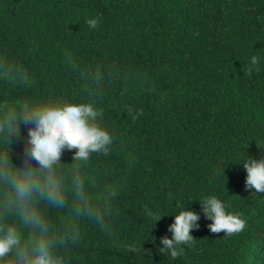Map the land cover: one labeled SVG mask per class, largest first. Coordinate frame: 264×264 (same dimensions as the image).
I'll return each mask as SVG.
<instances>
[{"label":"trees","instance_id":"trees-1","mask_svg":"<svg viewBox=\"0 0 264 264\" xmlns=\"http://www.w3.org/2000/svg\"><path fill=\"white\" fill-rule=\"evenodd\" d=\"M64 102L97 108L111 143L53 166L65 199L38 204L59 264H264V192L238 162L264 157V0H0V163L37 171L23 111ZM209 194L242 231L208 228ZM10 195L0 178V230L40 237ZM181 207L199 227L172 258L161 237Z\"/></svg>","mask_w":264,"mask_h":264},{"label":"clouds","instance_id":"clouds-1","mask_svg":"<svg viewBox=\"0 0 264 264\" xmlns=\"http://www.w3.org/2000/svg\"><path fill=\"white\" fill-rule=\"evenodd\" d=\"M86 23L95 28L99 21L97 18H89ZM251 59L255 64L256 57ZM99 115V110L90 103H44L25 107L23 119L35 121L34 126L28 129L27 155L38 161L40 167L35 172L25 170L14 173L0 163V178L5 179L12 189V195L8 199L9 207L20 211L24 223L39 227L41 235L22 244L15 226L0 230V257L15 249V264H59L51 251L49 241L43 238L46 227L38 201L45 199L52 203H63L65 193L62 178L53 166L59 161L65 148L76 149L74 155L77 159H86L92 151L107 150L111 135L98 122ZM5 123L11 131V122ZM238 162L247 173L246 189L264 192V157L257 159L246 155ZM199 202L202 212L212 221L208 224L212 232L224 230L226 235H231L245 228L246 220L241 214L228 210L226 201L217 195H205ZM151 215L155 220L161 218L156 213ZM199 219V212L181 207L174 214V222L168 226L171 238L167 235L161 237L164 247L160 251L169 252L172 258L183 255L184 246H190L194 239L191 230L199 227Z\"/></svg>","mask_w":264,"mask_h":264}]
</instances>
